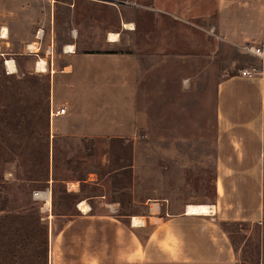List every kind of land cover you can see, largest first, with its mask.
I'll return each instance as SVG.
<instances>
[{
  "label": "rangeland",
  "instance_id": "1",
  "mask_svg": "<svg viewBox=\"0 0 264 264\" xmlns=\"http://www.w3.org/2000/svg\"><path fill=\"white\" fill-rule=\"evenodd\" d=\"M33 1L44 5L42 13H50L45 38L44 22L35 29V35L41 29L38 54L51 58L65 49L66 36L78 31L80 51L124 50L147 64L155 59L154 73L173 77V83L167 88L160 79L145 83V100H138V88L130 86L110 91L104 86L92 93L86 85L67 89L59 83L52 90L51 73L38 71L36 56L22 39L28 31L25 19L10 21L8 43L0 52V264H50L51 235L70 219L61 214L74 213L79 198L69 189L71 182H78L81 195L119 201L117 209L125 214L139 210L145 197H166L174 206L212 202L216 86L242 69L264 76V60L243 52L244 41L235 34L241 21L258 15L264 0ZM24 4L0 0V15L10 16ZM53 29L62 40H53ZM110 31L117 35L116 45L107 44ZM10 58L16 71L7 66ZM98 60L80 57L74 64L90 69L114 65ZM161 88L171 100H150ZM54 98L127 100L125 114L144 106L149 119L145 126L136 124L134 135L124 138L127 143L113 141L109 148L106 139L63 135L64 122L50 113L56 109ZM127 162L129 169L119 168ZM45 190L51 195L50 207L45 199L47 210L33 194ZM90 201L97 205L96 199ZM224 222L237 264H264V201L259 222Z\"/></svg>",
  "mask_w": 264,
  "mask_h": 264
},
{
  "label": "crops",
  "instance_id": "2",
  "mask_svg": "<svg viewBox=\"0 0 264 264\" xmlns=\"http://www.w3.org/2000/svg\"><path fill=\"white\" fill-rule=\"evenodd\" d=\"M154 3H161V0H154ZM40 5L39 1L25 0L24 5L10 10V16L0 15V32L5 31L4 36L0 33V52L8 43L10 21L24 18L28 31L22 39L36 56L35 66L40 60L43 72L51 73L52 90L59 83L67 89L86 85L92 93L104 86L109 91L130 86L138 88V100H145L148 94L143 88L145 83L160 79L165 88L173 83V77L166 74L158 77L154 73L155 59L154 64H147L145 59L142 61L124 50L114 53L80 51L78 46L83 45L78 42V31L68 34V41L63 45L65 49L53 53L51 58L45 56V52L38 54L41 29L36 35L35 29L40 22H44V28L45 16L48 23L50 15L42 13L44 5ZM260 6L257 16L251 14L249 22L241 21V26L236 27L235 34L244 41L243 45L264 40V3ZM54 30L53 40H62ZM43 33L45 38V28ZM142 36L144 40L147 37ZM116 42L117 39L109 40L107 44L116 45ZM41 46L45 49V43ZM80 57L89 63L99 59L106 64L114 62V65L91 69L76 66L75 60ZM10 60L16 71L14 59ZM161 94L162 88L150 100H171ZM54 99L52 103L56 108H66L64 114L56 116L59 122H64L59 128L63 135L106 139L109 148L113 141L127 143L124 138L134 135L136 124L145 126L149 119L144 106L125 114L127 100ZM215 100V197L212 202L203 203L212 208L211 212L191 213L188 206L196 203L184 201L174 206L166 197H145L139 201V210L119 213V201H107L104 194L81 195L78 182H71L69 189L79 198L74 213L61 214L70 219L51 235L50 264H237L231 241L219 223L227 220L254 223L262 217L264 76L248 77L239 72L225 77L217 83ZM162 119L160 116L154 120ZM119 168L129 169V162ZM90 174L94 175L90 179L98 186L97 176ZM90 198L96 199V206L91 205Z\"/></svg>",
  "mask_w": 264,
  "mask_h": 264
},
{
  "label": "built area",
  "instance_id": "3",
  "mask_svg": "<svg viewBox=\"0 0 264 264\" xmlns=\"http://www.w3.org/2000/svg\"><path fill=\"white\" fill-rule=\"evenodd\" d=\"M39 33V32H38ZM241 49L243 52L259 57L262 60H264V40L261 43H246L241 46ZM240 74L243 76L253 77V72L247 69H242L240 71ZM66 108L64 106L58 107L55 110L51 109L50 113L53 116H58L65 113ZM49 191V190H48ZM34 196L36 198H39L43 201V207L47 210V207H45L46 197H47V190L45 191H34Z\"/></svg>",
  "mask_w": 264,
  "mask_h": 264
},
{
  "label": "bare ground",
  "instance_id": "4",
  "mask_svg": "<svg viewBox=\"0 0 264 264\" xmlns=\"http://www.w3.org/2000/svg\"><path fill=\"white\" fill-rule=\"evenodd\" d=\"M4 34H5V31L2 30L1 31V35L4 36ZM116 36L117 35L115 33L110 32L109 39L111 41H114V40H116ZM42 64H43V62L40 61V60H38V62H37V69H38V71H41V70L44 71V68H43V65ZM7 66H8V68H9V70L11 72L14 71V65H13V61L12 60H10V59L7 60ZM46 199H47V205H48V207H50V205H51V195H50V191H48ZM188 210L191 211V213L194 212V213H199L200 214V213H208V212H211L212 211V208L209 207L208 205H205V204H193V205H189L188 206Z\"/></svg>",
  "mask_w": 264,
  "mask_h": 264
},
{
  "label": "trees",
  "instance_id": "5",
  "mask_svg": "<svg viewBox=\"0 0 264 264\" xmlns=\"http://www.w3.org/2000/svg\"><path fill=\"white\" fill-rule=\"evenodd\" d=\"M128 161H130V159H129ZM129 165H131L130 162H129ZM124 170H126V169H124ZM227 223H228V222H220L219 225L221 226L222 230L227 234V236H228L229 239H230V236H229V234H228V232H227V230H226V224H227ZM230 241H231V239H230ZM233 249H234V247H233Z\"/></svg>",
  "mask_w": 264,
  "mask_h": 264
}]
</instances>
